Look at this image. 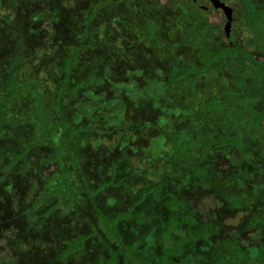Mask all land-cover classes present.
I'll return each instance as SVG.
<instances>
[{
	"label": "rangeland",
	"instance_id": "rangeland-1",
	"mask_svg": "<svg viewBox=\"0 0 264 264\" xmlns=\"http://www.w3.org/2000/svg\"><path fill=\"white\" fill-rule=\"evenodd\" d=\"M249 2L264 15V0ZM227 3L234 17L230 44L210 35L212 8L182 0H0V89L13 71L17 94L9 109L0 110V264H104L110 251L124 264L120 247L130 248L128 257L141 264H154L156 237L166 215L163 195L169 191L184 198L183 210L197 214L190 230L206 223L215 229L207 242L187 245L179 264H264V121L239 137V148L250 156L242 157L231 145L211 148L197 137H216L222 124L226 129L221 134L235 136L243 116L231 108L239 93L260 94L257 106L264 107V80L258 81L264 74L246 73L248 57L264 58L257 48L261 42L241 1ZM187 11L200 19L190 25ZM85 15L90 20L84 26ZM147 26L154 27L149 37ZM104 38L107 53L97 48ZM67 42L83 48L70 67L68 83L93 74L99 84L85 87L78 98L64 94L56 99ZM225 49L234 52L197 70L201 52L209 56ZM188 67L196 70L172 78ZM118 98L130 111L122 118L111 112ZM214 99L219 106L206 108ZM89 103L94 111H88ZM62 120L80 130L65 135L58 124ZM45 126H52L57 137L46 134ZM197 163L207 168V178L189 189L190 169ZM125 165L133 171L121 180L130 181L125 197L117 194V185L84 194L110 176L112 181L120 178ZM152 182L162 186L157 195L146 194L135 205L143 211L141 220L119 221L118 239L107 236L95 209L112 212V203L128 205L136 197L133 189ZM235 197L236 205L231 201ZM66 198L68 206L48 211ZM214 198L223 203L216 207ZM78 234L87 236L83 250L60 258L59 244ZM166 235L172 242L175 234ZM225 238L240 246L227 251L220 247Z\"/></svg>",
	"mask_w": 264,
	"mask_h": 264
},
{
	"label": "trees",
	"instance_id": "trees-1",
	"mask_svg": "<svg viewBox=\"0 0 264 264\" xmlns=\"http://www.w3.org/2000/svg\"><path fill=\"white\" fill-rule=\"evenodd\" d=\"M243 3L246 7V16L249 18V26L251 27V30L257 37V39L261 42L257 45V48L264 54V15L263 12L259 9H253L252 5L249 1L243 0ZM10 6H14L11 2H9ZM90 20V17L88 15H85L82 17V25H87ZM83 31L85 30L82 28ZM148 34H150V29L151 27L148 26ZM80 33V37L78 38L79 41H82L84 38V32ZM4 29L0 31V42L2 40L1 35H3ZM73 38L76 36L75 33H72ZM72 38V39H73ZM69 43V44H68ZM84 45L86 44L84 40ZM66 45V44H65ZM106 45V39H101L100 44H97V48H102L107 50V47L105 48L104 46ZM82 46L70 44V42H67V45L65 46V52L61 57V64L59 66V69L61 71V76L58 78L57 81V90L56 93L54 94L55 98L58 99L60 98L59 96H62L64 94H68L71 97L78 98V93L82 92V89H85V87L92 85H97L99 84V79L95 77L93 74H90L84 78L82 82H76V83H68V77L70 71V67L72 64L76 62V59L81 51ZM234 52V49H226V50H219L217 52L211 53L209 56H206L204 52H201L200 54V60L202 62L201 66L198 67L197 70H202L209 66V64H212L214 62H217L221 56H230ZM107 53V52H106ZM264 57V55H263ZM202 58V59H201ZM250 60V65L246 70V73L248 74H255L254 77H258L261 74H264V58L261 61L252 59L251 57H248ZM196 70V68L193 67H188V68H183V70L177 74L173 75L172 78H183L186 74ZM111 72H115L111 71ZM9 77L6 79L4 82L5 85L3 86L4 88L0 89V110L1 109H9L8 103L11 105L10 99L14 96H16V85L15 82L12 81L14 77V73H10ZM257 75V76H256ZM258 79H262L260 76ZM257 81V80H256ZM258 82V81H257ZM69 84V85H68ZM134 91L137 94L138 90L135 88ZM87 92H89L87 90ZM139 93V92H138ZM241 96L238 98H235L236 104L231 108L232 111L236 113H241L242 114V119L239 121L240 124H238L241 129L236 131L235 136L233 134L230 135H223L221 132H223L226 127H224V124H222V128H219V134H217L216 137L214 138H208L204 137L201 133L197 135L201 138H204L203 145L211 146V148H225L229 145L234 147L239 155H242L244 157V154L250 156L249 152H245L243 148H239V142L240 139L239 137L241 136V133L243 130H248L251 127L255 126L259 122L264 121V107L257 106V104H260V97L262 99V96L260 94L249 97L246 94L242 95V93H239ZM52 96V94L49 95V98ZM128 99V96H126ZM243 97L244 99L241 100ZM141 98L143 99V95H141ZM219 100L214 99L211 103L207 104L206 108H216L219 106ZM158 105V103L156 102ZM88 111H94V105L92 104H87ZM159 106V105H158ZM112 114L114 115L115 118H122L125 114L129 115L130 111H128V106L125 107L121 104V98H118L117 101H115V105L112 107L111 110ZM162 121V120H161ZM236 118L234 120L235 123ZM58 124L61 126V130L63 129V133L67 136H72L75 134V132L79 131L80 129H71L65 122L62 120L58 122ZM43 129H46V134H51L52 133V126H45L42 127ZM60 130V131H61ZM200 131V130H199ZM53 137H57V133H52ZM128 136L124 134L122 136L123 140H126ZM190 142V146H193L196 141ZM21 156L19 153L18 155L14 154L11 157L12 161H15ZM223 157L226 158L227 154H223ZM205 166H201L198 163L193 165L190 169V178L191 180L189 181V189L194 188V184H197L196 182L206 180L207 176V168H204ZM110 171L112 173L113 169L112 167L110 168ZM131 169L128 167V165L122 166L120 168V178L116 179L115 181H112L114 177L110 176L111 178L109 180H106L102 184L99 185L97 188L93 189H84V194L88 196L95 195L96 192L98 191L99 188H106L109 186H119L121 193L120 196L125 197L128 192L126 190L127 187L130 185V181L128 183L122 182L121 180L126 179L129 174L131 173ZM133 172V171H132ZM186 181V180H185ZM115 182V183H114ZM133 182V180H131ZM253 185V184H252ZM251 185V186H252ZM10 186L8 184L6 187ZM162 186V183H151V185H148L147 187L144 186V188L140 189H133L132 193L133 195H136L135 199L132 202H129L128 205H116L112 203L113 210L112 212H108L102 208H97L95 209L96 212H98V220L101 223V228L103 232L109 236L110 238L116 237L117 236V230L115 229L116 223L119 221H123L124 219H128L130 217L134 218L136 221H140L142 216H143V211L142 210H136L135 205L140 202L143 197L146 194L155 192L154 194L157 195L159 192L160 187ZM30 190H33L35 187L33 185H30ZM113 191V190H112ZM114 192V191H113ZM114 194H116L114 192ZM184 195L187 196V194L184 192ZM130 196V195H129ZM163 202H164V209L166 215L163 220V225H162V230L160 231L159 235L156 237L159 241V246H158V252H157V258L155 259L154 264H179L180 258H186V255L184 253L187 245H191L195 240L201 241V242H207L208 241V235H211L214 233L215 229L211 228L209 226V223L204 224L203 226H199L195 230H190V227L194 224L195 222V217H197V214L193 213L192 210H183L182 207L184 205V198L178 197L174 192H167L163 195ZM56 198V197H54ZM236 198V197H235ZM69 198L59 200L57 204L51 205L49 212L56 207L57 205L61 204L62 206H68L69 203ZM232 204L236 205L237 204V198L234 200H231ZM214 202L216 204V207L220 206L223 202L219 201L218 199L214 198ZM213 202V204H214ZM192 211V212H191ZM46 213V211H45ZM254 223H260L259 218H253L252 219ZM20 226V225H19ZM18 226V228H19ZM185 232L184 234H179V232ZM174 233L175 235L172 237V242H169V239H167L166 233ZM87 239L86 235L83 234H78L74 237H68L64 238L62 242L59 244L58 249H59V257L64 258L67 256H70L74 253H78L81 250H83L84 243ZM229 238H225L224 242H221L220 247L226 249L229 251L233 247H239L238 241L235 240L236 244H232V241H229ZM219 247V249H220ZM131 249L130 248H125V247H120V254L121 256L126 259L124 264H141L139 261L134 259L133 257H128V253ZM233 249H231L232 251ZM236 252V251H235ZM115 253L114 252H109V256L106 258L104 264H119L118 261L115 260ZM184 255V256H183ZM194 257V256H193ZM196 258V257H194ZM193 258V261L196 262V259ZM14 257L11 258L10 261H14ZM3 262V261H2ZM0 263H1V256H0ZM3 264V263H2ZM257 264H263V263H257Z\"/></svg>",
	"mask_w": 264,
	"mask_h": 264
},
{
	"label": "flooded vegetation",
	"instance_id": "flooded-vegetation-1",
	"mask_svg": "<svg viewBox=\"0 0 264 264\" xmlns=\"http://www.w3.org/2000/svg\"><path fill=\"white\" fill-rule=\"evenodd\" d=\"M182 1H186L187 3L195 7L199 6L203 10H206V9L208 10L209 8H212L215 13L214 15L213 13H211L209 16L215 22V26L212 29L211 28L209 29L210 35L215 37L216 41L219 40L218 38H223V39L228 40L229 44L231 43L230 40L234 38V31L232 30V22H233L234 17H233V8L231 7L229 3H227V0H182ZM239 1H241L243 6L245 7L243 0H239ZM214 4L217 5V7H215ZM220 5L221 7H224L225 10L222 9ZM245 14H246V7H245ZM184 17L189 21L190 25H191V22L197 20V18L200 19V17H196V14H192L189 11H187ZM201 20H205V19L203 18ZM147 27H146V34L149 37ZM150 27H151L150 35H152L154 27L152 26ZM197 33L202 38L203 32L198 31ZM220 35L222 37H219ZM198 38L201 39L200 37ZM214 52H217V51H214ZM135 60H137V58H135ZM260 80L261 79H258V81Z\"/></svg>",
	"mask_w": 264,
	"mask_h": 264
},
{
	"label": "water",
	"instance_id": "water-1",
	"mask_svg": "<svg viewBox=\"0 0 264 264\" xmlns=\"http://www.w3.org/2000/svg\"><path fill=\"white\" fill-rule=\"evenodd\" d=\"M214 6L217 7V5H215V4H214ZM220 7H221V5H220ZM221 8L224 9V7H221ZM224 10H225V9H224Z\"/></svg>",
	"mask_w": 264,
	"mask_h": 264
}]
</instances>
